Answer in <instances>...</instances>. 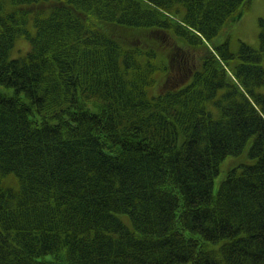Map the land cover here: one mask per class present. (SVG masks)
Segmentation results:
<instances>
[{
  "label": "trees",
  "instance_id": "obj_1",
  "mask_svg": "<svg viewBox=\"0 0 264 264\" xmlns=\"http://www.w3.org/2000/svg\"><path fill=\"white\" fill-rule=\"evenodd\" d=\"M252 3L0 0V264H264V24L215 42ZM150 39L197 62L154 97Z\"/></svg>",
  "mask_w": 264,
  "mask_h": 264
},
{
  "label": "rangeland",
  "instance_id": "obj_2",
  "mask_svg": "<svg viewBox=\"0 0 264 264\" xmlns=\"http://www.w3.org/2000/svg\"><path fill=\"white\" fill-rule=\"evenodd\" d=\"M264 21V0H253L252 8L244 13L242 21L230 25V27H227L226 29H223V31L219 34V36L215 39L216 43H220L221 41H224L227 36L230 37V48L233 52H238L240 42H245L249 44L250 46L254 48L260 47V30L262 28V21ZM135 31L142 30L140 28H133ZM139 38V37H138ZM172 41H176V38H171ZM124 42V41H123ZM122 44L127 48L130 45L126 44L125 42ZM178 49L180 52L186 51L189 53H193L192 49H189L187 47V44H185L181 39ZM189 45V44H188ZM29 43L25 40H20L16 44V49H18L20 52H23L25 49L29 48ZM152 47V49H155L157 54L160 55V61L162 65H165L166 68H160L157 72L158 74L155 75L156 77V83L155 86L151 87L149 89V97H154L158 95L165 85V80L167 81L168 78L172 79V82L176 84V87H181L185 83H187L188 80L191 79V73L188 75L186 69L181 68H193L197 69L196 67V60L193 58L189 59L187 57H182V60L179 64L172 59V61L169 60L168 57H166L164 50L166 51L171 46H165L162 44V42L159 39L153 40L150 39L149 42L146 43L143 47H145L147 50ZM148 47V48H147ZM163 48V51H162ZM169 50V49H168ZM165 59V61L163 60ZM195 64L193 66L192 64ZM191 67H190V66ZM264 66V61H263ZM186 70V71H185ZM193 74V73H192ZM171 82V83H172ZM7 91L5 88H0V91ZM248 147L246 148L245 153L242 156H229L225 159V161L222 162L221 165V171L222 172L218 180L215 181V189L218 188L219 182L226 176L229 169L233 168L234 166H238L241 163H248L249 159L247 156ZM124 220L127 224H131L129 218L124 217Z\"/></svg>",
  "mask_w": 264,
  "mask_h": 264
}]
</instances>
